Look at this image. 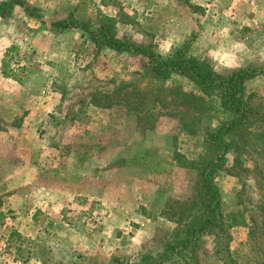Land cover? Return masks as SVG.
Masks as SVG:
<instances>
[{"label":"rangeland","instance_id":"374dc122","mask_svg":"<svg viewBox=\"0 0 264 264\" xmlns=\"http://www.w3.org/2000/svg\"><path fill=\"white\" fill-rule=\"evenodd\" d=\"M22 1L37 8L41 18L31 19L19 7L0 17V264L25 259L31 250L33 258L47 260L67 259L64 252L70 250L82 262L93 257L97 264H108L112 257L134 260L155 254L175 227L161 212L172 200L186 203L196 193L195 172L177 165L173 153L194 159L202 150L203 133L188 136L181 131L178 107L158 109L155 128L141 131L123 107L90 105L94 92L129 82L144 59L99 50L80 29L57 31L51 23L71 16L96 29L112 19L119 38L152 44L162 56L186 47L191 56L226 73L246 65L264 68V0ZM12 47L17 52L8 64L21 83L2 75L4 54ZM165 84L197 93L182 78ZM247 92L264 99V73L248 82ZM202 118L211 130L221 121L213 110L204 111ZM233 158H228V170L240 177L222 173L216 183L224 210H244L257 233L249 241L248 228L230 231L229 250L243 263L239 256L246 255L249 246L255 251L256 243L264 247V154L243 152L239 161L246 172L233 166ZM47 160L61 168L59 175L58 167L50 173L55 178L51 185L41 180L49 176ZM57 178L68 193L76 189L93 198L80 206L85 214L72 206L64 216L71 229L83 226L82 234L56 228L71 245L59 241L53 228L45 231L50 216L32 220L33 212L43 208L40 194L45 189L39 181L55 190ZM61 204L59 208H69V201ZM110 242L119 244L116 252ZM217 243L213 235L203 237L199 264H222L215 256Z\"/></svg>","mask_w":264,"mask_h":264},{"label":"trees","instance_id":"16d2710c","mask_svg":"<svg viewBox=\"0 0 264 264\" xmlns=\"http://www.w3.org/2000/svg\"><path fill=\"white\" fill-rule=\"evenodd\" d=\"M15 7L31 19L41 18L37 8L22 0L0 1V17L11 15ZM51 26L57 31L80 29L87 35L88 42L99 50L105 48L144 59L141 71L135 73L129 82H118L108 91L94 92L90 105L101 109L123 107L141 131L155 128L158 109L178 107L182 108L178 116L181 131L188 136L203 133L202 150L194 159L188 160L178 152L173 153L177 165L195 172L196 193L186 203L172 200V206L161 212V216L175 227L159 250L155 254H140L134 260L112 257L108 264H199L197 250L203 237L208 235L218 239L215 256L222 264H264V247L259 243H256L259 246L257 251L249 246L248 253L239 256L245 259L243 263H237L238 255L229 250L231 230L248 228L249 241H254L257 233L251 228L244 210H224L223 194L216 183L222 173L240 177L239 173L228 170L229 156L234 154L233 166L246 172L239 161L240 155L247 153L248 149L264 154V99L247 92L248 82L262 75L264 68L246 65L219 73L205 60L191 56L186 47L173 48L168 55L162 56L152 44L119 38L112 19L103 20L96 29H90L71 16L52 22ZM14 52H17L14 47L5 52L2 75L21 83L17 72L8 64ZM173 77L187 80L197 93L185 92L176 85L167 87L165 83ZM207 110H213L221 118L212 130L203 126L202 115ZM135 159L139 161L141 158ZM40 241L37 239L36 243ZM66 251L70 252H64L69 258H55L53 263L84 264L79 254ZM39 259L52 261L44 256Z\"/></svg>","mask_w":264,"mask_h":264},{"label":"crops","instance_id":"0c3cea01","mask_svg":"<svg viewBox=\"0 0 264 264\" xmlns=\"http://www.w3.org/2000/svg\"><path fill=\"white\" fill-rule=\"evenodd\" d=\"M50 158V157H49ZM53 163V164H52ZM91 164V163H90ZM53 165V166H52ZM78 166V165H77ZM45 167V170L47 172V174H49V176L46 178V177H42L41 180H48V184H50V181H55V178H53L52 175H50V173H53L55 172V168L58 167V171L57 172V175H59L60 173V166L58 164V166L56 165V161H49L47 160V163L46 165H44ZM59 178H57V184H58V187L53 190L52 188H47V184L45 183L44 185L42 184L41 181H39V184L42 185L45 189V191L40 194L42 195L40 197L41 199V206H43V208H40V210H35L32 214V220H36L37 216L42 214L43 216H45V219H46V215L50 216L51 219H52V222L48 219V222L45 224V231L50 228H53L52 230V233H57V230L56 228L58 226L62 227L65 231L67 232H76V233H83V230L82 229V225L80 224V221L78 222L79 225H81V230L79 231L78 229H71L73 228V224L70 223L69 225L67 224V221L68 220H65L64 219V216L65 215H70V207L72 206H76V207H80V206H83L84 202H88V201H91L93 198L91 196H87L86 195V192L85 191H77L76 189L74 190H69V193L66 191L65 188H62L60 187V183H61V180H58ZM4 198V195L0 193V217H2L4 214V210H3V203H2V199ZM63 201H69V208H67L65 210V208L61 209L59 207H62V204L61 202ZM84 209L80 207V210H78L77 212H79V214L83 215L85 214ZM45 214V215H44ZM60 216V218H55V217H58ZM53 217V218H52ZM110 217H112V215H110ZM65 222V224L63 223ZM71 222V220H70ZM110 222L113 223V220L110 219ZM63 225V226H62ZM69 226V227H68ZM84 228V227H83ZM49 231V230H47ZM79 231V232H77ZM57 235V234H56ZM59 235V234H58ZM57 235V236H58ZM60 237V236H58ZM58 237H55V238H58ZM67 237V236H65ZM58 240H62L64 241L66 244H70L69 241L67 240V238H58ZM110 244L112 246H114V249H115V252H116V249H118L117 245H119L118 243H115V242H110ZM71 245V244H70ZM72 246H75L74 244H72ZM33 250H31V254L29 255V257L25 258V259H18V258H13V260L11 261L13 264H54L53 263V260L52 261H47V262H43L41 259H36V258H33ZM83 263H89V264H92V263H95V259L93 257H87V258H83ZM11 263V264H12Z\"/></svg>","mask_w":264,"mask_h":264}]
</instances>
